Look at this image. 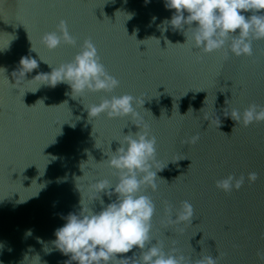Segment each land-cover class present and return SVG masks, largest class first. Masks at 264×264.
Masks as SVG:
<instances>
[{"label": "water", "instance_id": "water-1", "mask_svg": "<svg viewBox=\"0 0 264 264\" xmlns=\"http://www.w3.org/2000/svg\"><path fill=\"white\" fill-rule=\"evenodd\" d=\"M174 11L164 0H0V264L68 260L52 244L54 230L80 211V200L101 209L90 184L116 182L106 153L138 130L130 117H88L83 104L122 94L144 100L138 111L156 137V166L166 165L155 191L142 187L155 205L145 250L159 241L193 264L207 255L217 264H264V121L244 126L225 116L264 105V39L253 41L251 56L202 53L166 23ZM61 20L76 44L49 50L41 37L59 34ZM86 38L118 87L73 98L66 83L52 87L35 77L71 61ZM24 56L37 61L25 75ZM249 171L257 173L254 182ZM229 174L244 176L239 190L217 188ZM100 198L107 204L116 197ZM184 201L194 217L177 224L169 217ZM132 252L139 257L135 247L118 256Z\"/></svg>", "mask_w": 264, "mask_h": 264}, {"label": "clouds", "instance_id": "clouds-1", "mask_svg": "<svg viewBox=\"0 0 264 264\" xmlns=\"http://www.w3.org/2000/svg\"><path fill=\"white\" fill-rule=\"evenodd\" d=\"M148 2L145 0V3ZM164 6L175 10L166 23L174 30H183L185 42L190 39L191 46L202 53L223 50L225 58L229 54L251 56L253 41L264 39V11H259L264 10V0H164ZM249 11L252 14L246 17L244 13ZM152 19L154 21L156 18ZM185 25H188L187 29H184ZM58 32L43 34L41 40L46 48L54 50L61 41L69 45L76 44V38L69 33L64 20L59 22ZM31 49L34 51L32 46ZM19 64V71L23 75L37 67V61L30 56L21 57ZM37 76L45 77V83L52 87L66 83L73 98L74 94L81 95L86 91L111 92L119 85V80L105 69L95 45L87 38L71 61L51 66L49 73H39ZM143 103L144 100L131 94L103 97L99 103L88 106L82 103L88 117H96L101 113L110 119L130 117L138 130L124 134L122 141L117 140L119 146L115 151L111 150V155L106 153L107 159L104 161L108 168L114 170L116 182L96 178L90 184L93 192L99 195L101 209H85L80 200V211L69 212L63 217L65 223L54 230L52 244L55 250L68 257L65 264L73 261L75 264H193L191 260H185L183 255L176 254L175 249L166 252L159 241L145 250L146 244L153 239L151 231L155 205L150 196L144 194L142 187L155 191L157 172L166 165L156 166V137L150 133L149 126L138 111ZM225 116L248 126L253 122L264 121V105L250 104L243 111L232 109ZM196 139L193 136L188 142L194 143ZM247 179L254 182L257 173L249 171ZM244 180L243 175L235 177L229 174L217 180L216 186L225 192L239 190ZM101 192L110 198L115 194L116 198L105 204L100 198ZM193 217L192 205L184 201L169 219L180 224L192 222ZM134 247L140 250L139 257L136 252H132L131 256H118L129 253ZM258 255H264V250H258ZM194 264H217V261L216 257L207 255L196 259Z\"/></svg>", "mask_w": 264, "mask_h": 264}]
</instances>
